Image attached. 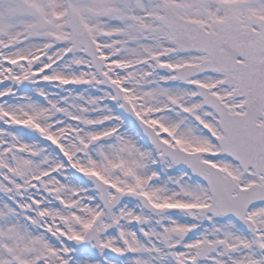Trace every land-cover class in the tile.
<instances>
[{
    "label": "snow or ice",
    "instance_id": "obj_1",
    "mask_svg": "<svg viewBox=\"0 0 264 264\" xmlns=\"http://www.w3.org/2000/svg\"><path fill=\"white\" fill-rule=\"evenodd\" d=\"M0 264H264V0H0Z\"/></svg>",
    "mask_w": 264,
    "mask_h": 264
}]
</instances>
